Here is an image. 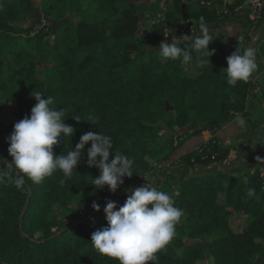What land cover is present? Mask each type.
I'll return each instance as SVG.
<instances>
[{"label":"trees","instance_id":"trees-1","mask_svg":"<svg viewBox=\"0 0 264 264\" xmlns=\"http://www.w3.org/2000/svg\"><path fill=\"white\" fill-rule=\"evenodd\" d=\"M218 4L0 0V159L11 161L6 138L30 115L36 103L31 93L41 92L53 97L52 107L64 108V122L75 129L54 147V155L66 154L93 131L110 135L114 151L134 161L133 176L114 194L92 185L99 171L87 165L86 151L64 184L60 172L40 184L27 181L23 190L6 178L0 183V264H118L90 243L92 233L107 226L105 202L123 205L130 195L124 189L160 171L163 178L153 185L171 194L184 215L174 239L157 253L159 264H264V163L254 160H264V143L251 152L223 146L215 136L234 119L252 116V103L264 106V42L248 82L229 86L223 69L228 47L223 25H239L240 41L247 45L264 25V7L252 20L234 4L222 10ZM156 13L157 21L149 23ZM200 17L213 35L210 64L185 70L178 60L162 59L161 41L170 44L173 35L190 34L184 23L197 29ZM42 21L48 24L39 27ZM255 119L253 129L264 123L262 114ZM203 133L207 139L166 165L187 139ZM261 135L264 127L251 141ZM250 188L255 197L246 196ZM237 214L245 223L234 231L230 222Z\"/></svg>","mask_w":264,"mask_h":264},{"label":"clouds","instance_id":"clouds-1","mask_svg":"<svg viewBox=\"0 0 264 264\" xmlns=\"http://www.w3.org/2000/svg\"><path fill=\"white\" fill-rule=\"evenodd\" d=\"M212 41L210 28L200 17L197 29H191L190 34L180 37L173 35L170 44L161 41L158 53L162 59L178 60L185 70L202 68L206 63L210 64L209 57L214 54V50H209ZM256 53L257 49L247 47L242 53L236 49L226 57L227 67L223 69L229 86L248 82L257 72ZM31 97L36 103L30 109V115L16 122L6 138L11 161L0 159V183L7 178L17 189L23 190L27 181L40 184L45 178L60 172L63 177L60 183L64 184L73 176L74 170L76 172L85 151L87 165L99 171V175L92 179L95 189L107 186L108 191L114 194L124 184L125 178L133 176V159L114 151L110 135L85 132L66 154L54 155V147L65 138L70 139L75 129L64 122V108L52 107L53 97H45L41 92H32ZM74 120L79 121L78 118ZM89 143L90 147L86 149ZM262 143L264 135L257 140V144ZM110 153L112 158L109 162ZM124 191L130 195L123 205L118 207L115 201L105 202L103 212L107 226L94 231L90 243L94 250L118 264H159L157 253L174 239L184 213L175 206L171 194L159 190L149 180L142 186L129 187ZM246 196L255 197L256 190L250 188ZM91 207L97 212L101 210L96 202Z\"/></svg>","mask_w":264,"mask_h":264},{"label":"crops","instance_id":"crops-1","mask_svg":"<svg viewBox=\"0 0 264 264\" xmlns=\"http://www.w3.org/2000/svg\"><path fill=\"white\" fill-rule=\"evenodd\" d=\"M223 30L225 31L226 41L228 44L226 57L231 55L236 49H239L241 53L247 47H252V48L257 49L258 45L261 42H264V39L260 40L261 35L264 34V25L258 31V33L253 37L252 41L249 44H247V46L243 45L240 41L239 33L241 29L239 25L233 24L231 22H227L223 25ZM234 44H236V46ZM263 72H264V69L262 73ZM257 77L258 76H256V78ZM255 104L252 103L250 105V109L254 111L252 116L247 117V118H236L216 132L215 136L217 137L221 145L229 146V147L238 146L241 149L249 148L250 151L253 152V148L256 147L258 144H257V141H251V138L253 134L256 132L257 128L264 127V123H261L257 128L253 129L254 127L253 125L255 124V121H256L255 119L256 116L262 114L264 117V106L263 105L260 106V104L258 105L257 103ZM248 133H250V135L246 137ZM208 136L209 135L207 133H203L201 135H196L188 139L184 143L182 149L178 150L176 154H174L175 155L174 159L186 153L187 151L195 148L197 145H199L201 142L207 139ZM258 157L260 159H258ZM254 160L256 161L255 162L256 165L260 163H264V160L260 156H256ZM242 161H244V159H242ZM172 170H174L175 172H180V173H183V172H187L188 174L191 173V170L187 171L185 169H176V167H173Z\"/></svg>","mask_w":264,"mask_h":264},{"label":"built area","instance_id":"built-area-1","mask_svg":"<svg viewBox=\"0 0 264 264\" xmlns=\"http://www.w3.org/2000/svg\"><path fill=\"white\" fill-rule=\"evenodd\" d=\"M219 4L229 8L230 5H235L236 10L247 13L248 17L252 20L259 18L260 10L264 7V0H216ZM202 4V2H201ZM159 17V16H158ZM156 20L151 21V23L156 22ZM183 31H188L190 33L191 29H195L194 26L189 24L188 21L184 23Z\"/></svg>","mask_w":264,"mask_h":264},{"label":"rangeland","instance_id":"rangeland-1","mask_svg":"<svg viewBox=\"0 0 264 264\" xmlns=\"http://www.w3.org/2000/svg\"><path fill=\"white\" fill-rule=\"evenodd\" d=\"M229 1V3H230V1L231 0H228ZM57 9V11H60V7L59 8H56ZM158 16H160V13H156V14H154V15H150V17H149V23L151 22V21H154V20H156L157 18H158ZM46 21H42L41 23H40V26L39 27H43L44 25H46V24H48L47 22L45 23ZM54 27H55V24L53 23L52 24V28L54 29ZM235 46H236V44H234ZM247 46V45H246ZM192 138V137H191ZM188 140V139H187ZM186 140V141H187ZM185 141V142H186ZM184 142V143H185ZM184 143L178 148V149H176L175 150V152H174V154H176V152L178 151V150H181L182 149V147H183V145H184ZM173 154V156L171 157V159L168 161V163L166 164L167 166H169L168 164L172 161V160H174V155ZM229 164V162L227 163V165ZM172 170V169H171ZM163 175H164V172H162V171H160V172H158V173H155V174H152V175H150L149 177H148V180L149 181H151V183L152 184H158L159 183V178H163ZM145 184V182H140V183H138L137 184V186L136 187H139V186H142V185H144ZM245 222H244V219L242 218V216L240 215V214H237V215H235L234 216V218L231 220V222H230V226H231V228L234 230V231H238L239 229H240V227L244 224Z\"/></svg>","mask_w":264,"mask_h":264},{"label":"water","instance_id":"water-1","mask_svg":"<svg viewBox=\"0 0 264 264\" xmlns=\"http://www.w3.org/2000/svg\"><path fill=\"white\" fill-rule=\"evenodd\" d=\"M217 8L220 9V10H222V9H224V8H227V9H228V7L223 6L222 4H218V5H217ZM207 9H208L209 11H212V10L214 9V7H213V6H208Z\"/></svg>","mask_w":264,"mask_h":264}]
</instances>
